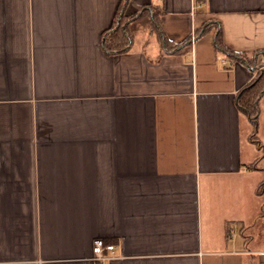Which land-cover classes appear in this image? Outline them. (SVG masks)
I'll return each instance as SVG.
<instances>
[{
	"label": "crops",
	"instance_id": "obj_1",
	"mask_svg": "<svg viewBox=\"0 0 264 264\" xmlns=\"http://www.w3.org/2000/svg\"><path fill=\"white\" fill-rule=\"evenodd\" d=\"M263 68L264 0H0V264H264Z\"/></svg>",
	"mask_w": 264,
	"mask_h": 264
},
{
	"label": "trees",
	"instance_id": "obj_2",
	"mask_svg": "<svg viewBox=\"0 0 264 264\" xmlns=\"http://www.w3.org/2000/svg\"><path fill=\"white\" fill-rule=\"evenodd\" d=\"M127 0H125L126 2ZM147 9H144L140 14L137 13L131 19L135 21L139 19L141 16L145 15ZM152 10V8H151ZM153 23L156 25V20L151 18ZM128 19H125V16L122 14L120 19L117 20L113 28L109 30L105 36V47L109 50H123L126 49L132 39V35L129 33V26L126 24ZM126 26L124 27V25ZM206 26L205 29H207ZM216 41L217 46L220 49L225 50L226 52L232 53V55L244 60L247 64L252 65L255 58L248 56L244 53L239 52H232L228 48H226L221 42V30H218L216 33ZM182 45L181 43L173 44L170 46L171 48L175 49L178 46ZM169 46V45H168ZM257 68V67H256ZM264 96V68L263 70L259 71L257 76L254 80L243 88L239 95H238V104L243 112H245L249 118L252 120L255 128L258 127V117H259V110H260V100Z\"/></svg>",
	"mask_w": 264,
	"mask_h": 264
},
{
	"label": "built area",
	"instance_id": "obj_3",
	"mask_svg": "<svg viewBox=\"0 0 264 264\" xmlns=\"http://www.w3.org/2000/svg\"><path fill=\"white\" fill-rule=\"evenodd\" d=\"M115 257V245L106 243L103 239H96L93 245V253L90 257L92 264H106V262Z\"/></svg>",
	"mask_w": 264,
	"mask_h": 264
},
{
	"label": "rangeland",
	"instance_id": "obj_4",
	"mask_svg": "<svg viewBox=\"0 0 264 264\" xmlns=\"http://www.w3.org/2000/svg\"><path fill=\"white\" fill-rule=\"evenodd\" d=\"M262 104H263V108H264V99H263V103Z\"/></svg>",
	"mask_w": 264,
	"mask_h": 264
}]
</instances>
